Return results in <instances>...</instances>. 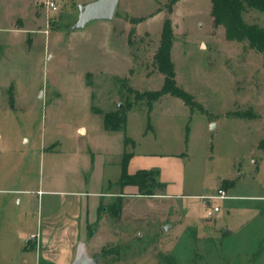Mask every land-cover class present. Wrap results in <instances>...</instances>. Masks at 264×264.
Here are the masks:
<instances>
[{"label":"rangeland","instance_id":"rangeland-1","mask_svg":"<svg viewBox=\"0 0 264 264\" xmlns=\"http://www.w3.org/2000/svg\"><path fill=\"white\" fill-rule=\"evenodd\" d=\"M93 1L0 0V177L29 178L32 190L53 176L73 178L69 185L78 187L75 179L82 177L91 189L98 187L97 174L92 177L84 165L108 157L114 161L126 147L178 154L192 191L203 185L215 193L225 177L238 179L240 193L264 191L263 55L246 41L227 39L223 25H213L211 0H179L172 11L169 0H119L111 20L75 29L79 6ZM166 18L174 26L178 85L203 103L205 112L192 111L171 94L151 107L141 95L164 83L153 57ZM246 18L263 25L264 11H251ZM128 104L133 108L127 111V134L106 130L104 115ZM227 112L235 117L223 116ZM126 136L136 146L126 143ZM108 168L109 177H119V166ZM1 196L6 205L0 206V224L10 216L16 230L30 233L38 195L34 192L27 207ZM216 202L222 212L209 218L214 245L203 257L193 249L195 242L175 230L165 232V225L119 223V238L107 246L117 247L111 264H168L172 259L219 264L218 229L238 222L239 209L228 214L225 201ZM189 203L195 223L208 217L207 204ZM26 210L33 213L28 223ZM23 247L22 240L12 245L0 240V264H36L35 253Z\"/></svg>","mask_w":264,"mask_h":264},{"label":"crops","instance_id":"crops-1","mask_svg":"<svg viewBox=\"0 0 264 264\" xmlns=\"http://www.w3.org/2000/svg\"><path fill=\"white\" fill-rule=\"evenodd\" d=\"M156 102L158 103V100ZM222 114L235 117L229 112ZM128 120L129 116H127L126 134ZM214 121L211 119V122ZM81 129H84L86 133L85 128L81 127ZM153 129L155 132L158 131V116ZM129 138L136 146L134 139L131 136ZM125 152L133 154L128 164L130 173L140 169L159 168L160 180L166 184L165 190L154 195H141L135 185L121 187L118 181ZM180 162V157L176 153H159L150 149L130 151L125 147L114 161L113 158L108 157L99 162L94 159L93 162H87L84 165L83 170L92 171V177L94 173L97 174L98 187L92 186L91 189L87 188V180L82 177L75 179L78 187L69 185L71 181H74L73 178L53 176L41 179L37 189L32 190L29 189V184L32 183L29 178H21L23 183L17 177L1 176V194L8 195L9 199H15L19 205L25 203L27 207L29 202L33 201L32 195L35 192L38 195L39 210L30 233L16 230L12 226L11 217L5 215L4 222L0 224V240L10 245L16 239L22 240L23 251L27 254L35 253L36 264H73L80 244H84L88 256L97 259V264H111V255L103 256L102 250L119 238L116 225L119 226V223L160 224L165 225V232L175 230L195 242L193 249H200L203 257L208 253L207 249L214 245V237L210 235L214 226L210 225L209 218L222 212V206L216 202L221 199L227 205L228 214L232 208H238L239 211L237 212L238 222L232 221L218 229L219 264H264V191L240 193L236 190L238 179L225 177L219 180L221 183L219 188L224 189L228 197L206 201L205 196L215 195L218 190L215 193H209L202 185L199 186L198 192L192 191L193 189L185 179L183 167L180 168ZM257 162L254 160L255 164ZM111 164L120 167L119 177H109L106 170ZM224 180H231V182L223 186ZM21 183L23 185H20ZM69 186L75 187L68 188ZM119 196L121 210L117 215L107 206L113 205V201ZM191 199H200L204 205H208L207 216L208 210L213 208V205L219 206L220 210L213 216L201 218L200 223H195L193 216L190 215L189 200ZM1 205H6L5 196L0 197ZM23 213L28 223L33 213L28 210ZM33 234L36 235L35 238L31 237ZM6 258L11 259L9 255ZM24 262L27 263L28 258H24Z\"/></svg>","mask_w":264,"mask_h":264},{"label":"trees","instance_id":"trees-1","mask_svg":"<svg viewBox=\"0 0 264 264\" xmlns=\"http://www.w3.org/2000/svg\"><path fill=\"white\" fill-rule=\"evenodd\" d=\"M179 0H169L168 7L173 10L174 5ZM213 25H223L225 27L226 37L229 40L243 42L255 51L261 53L264 57V24L257 21H248L246 14L251 11H264V0H211ZM133 31V30H132ZM175 32L171 18H166L162 25L159 45L154 53L153 64L155 68L164 75V83L158 90H149L141 95L146 98L149 106L165 94L178 96L190 106L191 110L199 109L205 112L202 103L197 101L194 96L178 85L176 80V68L172 59V48L174 45ZM132 90V89H131ZM133 91V90H132ZM137 94L138 91H135ZM133 107L128 104L127 107L117 108L114 111L104 115V126L109 131H125L127 125V111ZM126 143L133 142L128 136L125 137ZM132 153L125 152L122 160V172L118 184L121 187L126 185H135L138 187L141 195H154L157 192L165 190L166 184L160 180V169H140L135 173H130L128 164ZM231 180H224L222 185L230 183ZM119 215L121 210V197L116 198V203L107 206ZM117 247H104L102 255H111ZM171 259V258H170ZM168 264H179L175 259Z\"/></svg>","mask_w":264,"mask_h":264},{"label":"water","instance_id":"water-1","mask_svg":"<svg viewBox=\"0 0 264 264\" xmlns=\"http://www.w3.org/2000/svg\"><path fill=\"white\" fill-rule=\"evenodd\" d=\"M119 0H96L80 5V15L74 28H82L92 20H111L114 17ZM97 259L88 256L84 244H80L73 264H97Z\"/></svg>","mask_w":264,"mask_h":264},{"label":"built area","instance_id":"built-area-1","mask_svg":"<svg viewBox=\"0 0 264 264\" xmlns=\"http://www.w3.org/2000/svg\"><path fill=\"white\" fill-rule=\"evenodd\" d=\"M50 4L53 5V2H50ZM219 197H221V198H227L228 197L226 191L224 189H222V188H219L215 195L205 196L204 200L210 201V200H212L214 198H219ZM219 210H220L219 206H214L213 208L208 210V216H213ZM31 237L35 238L36 235L33 234Z\"/></svg>","mask_w":264,"mask_h":264}]
</instances>
